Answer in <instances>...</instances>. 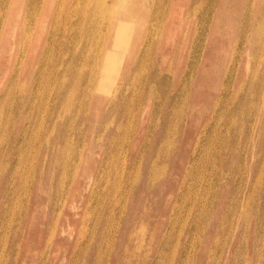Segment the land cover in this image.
I'll list each match as a JSON object with an SVG mask.
<instances>
[{
  "label": "rangeland",
  "instance_id": "374dc122",
  "mask_svg": "<svg viewBox=\"0 0 264 264\" xmlns=\"http://www.w3.org/2000/svg\"><path fill=\"white\" fill-rule=\"evenodd\" d=\"M117 2L0 0V264H264V0Z\"/></svg>",
  "mask_w": 264,
  "mask_h": 264
},
{
  "label": "bare ground",
  "instance_id": "6f19581e",
  "mask_svg": "<svg viewBox=\"0 0 264 264\" xmlns=\"http://www.w3.org/2000/svg\"><path fill=\"white\" fill-rule=\"evenodd\" d=\"M147 1L148 0H118L117 5L115 6V8L113 9L112 12H113L114 16H116V14H117L115 12H118L119 14H121V17L119 19H117L116 22H115V19H113V22L109 23V24H113L114 31L116 33H118V35L120 34L118 37H120L123 33H126L128 31V25L131 26V24L141 22V18H144L145 16H147V18L149 17V7L147 4ZM120 10H121V12H120ZM114 16H113V18H115ZM258 23H259V25L256 26V29H257L256 31L260 30L259 31V33H260L262 31V27H263L264 22L258 21ZM246 36H247V34H246ZM143 40H145V42H146L147 38L145 37ZM113 47H114L113 44L110 47H108V55L106 56V62L107 63L105 62V66H104L105 69H106L107 64L110 61L112 51H113ZM96 69H97L96 64L95 65L92 64L91 71L89 72V76H88V82L91 81L93 74H94V78H95L96 72H97ZM79 77L80 76L78 73L77 74V80L79 79ZM225 87H226V85H225ZM80 90L83 92L85 90V87L84 88L81 87ZM153 172H154V170H153Z\"/></svg>",
  "mask_w": 264,
  "mask_h": 264
}]
</instances>
